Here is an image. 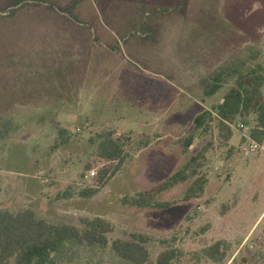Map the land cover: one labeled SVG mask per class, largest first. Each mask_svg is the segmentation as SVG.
I'll return each mask as SVG.
<instances>
[{
	"label": "rangeland",
	"instance_id": "obj_1",
	"mask_svg": "<svg viewBox=\"0 0 264 264\" xmlns=\"http://www.w3.org/2000/svg\"><path fill=\"white\" fill-rule=\"evenodd\" d=\"M251 70L264 78V0H0V209L80 230L85 218L110 222L104 241L67 242L55 264H131L112 242L134 235L143 264L163 250L174 251L168 264H264L255 114L194 128ZM110 131L124 163L83 196L98 186ZM194 155L195 175L154 194L167 207L124 201ZM198 176L203 190L185 198Z\"/></svg>",
	"mask_w": 264,
	"mask_h": 264
},
{
	"label": "trees",
	"instance_id": "obj_2",
	"mask_svg": "<svg viewBox=\"0 0 264 264\" xmlns=\"http://www.w3.org/2000/svg\"><path fill=\"white\" fill-rule=\"evenodd\" d=\"M263 76L256 70L244 74L223 96L217 104L215 114L208 110L198 113L194 117V128H205L207 121L217 120L219 127L232 121L237 116L245 117L255 114V126L250 136L258 143L264 137V96L262 94ZM68 138H62L65 143ZM192 136H189L184 145L189 147ZM125 144L122 137H116L110 131L101 137L97 156L107 164L96 173L97 187L85 188L83 196H91L97 189L111 179L125 160ZM197 160V155L191 156L189 161L172 173L166 180L156 186L139 192L124 201L138 207L158 206L167 207V203H156L154 194L167 189L174 184L186 180L196 174L191 163ZM189 168L192 170L188 172ZM204 177L198 176L188 187L185 198L194 196L203 190ZM85 228L80 230L74 225L66 223H51L39 217L29 208L19 211L0 209V264H55L54 253L59 251L67 242L93 244L104 241L103 235L111 230V224L101 217L85 218ZM144 237L134 235L131 240H114L112 249L125 261L131 264H143L148 258V252L143 245ZM174 257L173 250H163L158 254L157 264H168Z\"/></svg>",
	"mask_w": 264,
	"mask_h": 264
}]
</instances>
